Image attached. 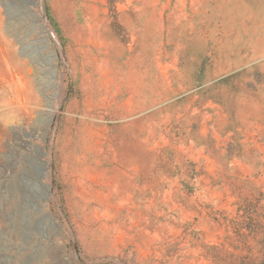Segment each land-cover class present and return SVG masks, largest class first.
I'll use <instances>...</instances> for the list:
<instances>
[{"label": "rangeland", "instance_id": "rangeland-1", "mask_svg": "<svg viewBox=\"0 0 264 264\" xmlns=\"http://www.w3.org/2000/svg\"><path fill=\"white\" fill-rule=\"evenodd\" d=\"M0 264H264V0H0Z\"/></svg>", "mask_w": 264, "mask_h": 264}]
</instances>
